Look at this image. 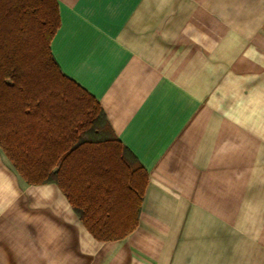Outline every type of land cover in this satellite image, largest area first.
<instances>
[{
  "label": "crops",
  "instance_id": "0c3cea01",
  "mask_svg": "<svg viewBox=\"0 0 264 264\" xmlns=\"http://www.w3.org/2000/svg\"><path fill=\"white\" fill-rule=\"evenodd\" d=\"M55 5L52 57L147 182L136 227L99 241L0 149V264H206L239 226L264 242V0Z\"/></svg>",
  "mask_w": 264,
  "mask_h": 264
},
{
  "label": "trees",
  "instance_id": "16d2710c",
  "mask_svg": "<svg viewBox=\"0 0 264 264\" xmlns=\"http://www.w3.org/2000/svg\"><path fill=\"white\" fill-rule=\"evenodd\" d=\"M57 26L55 0H0V148L26 182L56 184L96 240L120 239L137 225L147 175L61 73L49 49Z\"/></svg>",
  "mask_w": 264,
  "mask_h": 264
},
{
  "label": "rangeland",
  "instance_id": "374dc122",
  "mask_svg": "<svg viewBox=\"0 0 264 264\" xmlns=\"http://www.w3.org/2000/svg\"><path fill=\"white\" fill-rule=\"evenodd\" d=\"M45 19H46V16H45ZM31 26H32V23H31V25H29V23H28V25L26 26V29L28 31L30 28H31V30H33L34 27H31ZM38 48H40V47H38ZM40 49L42 50V48H40ZM40 49H37L38 55L40 54ZM39 58L41 59L43 57L40 56ZM44 61L45 60H40L43 70L46 69ZM22 62L27 63V60L23 59ZM45 73H47L50 78L55 79V73H54V71H51V69L45 71ZM239 229H240L239 240L238 241L224 240V241L220 242L221 246L219 249H221V250H218L219 255L206 257V264H253V260H254V259H252L253 255H250V254H253L252 251L253 250L256 251V249L258 250V252L260 254L259 255L260 264H263V258H264L263 244H264V242L262 241V239L258 242H252V241L248 242L247 241L248 238H247L246 226H241V227L239 226ZM259 229H260L259 231L256 230V234H259L261 232V227ZM250 236L252 238V235H250ZM256 236H258V235H256ZM216 243H218V242H216ZM254 245H255L256 249H253V250L249 249L250 247L253 248ZM255 260H256V258H255Z\"/></svg>",
  "mask_w": 264,
  "mask_h": 264
}]
</instances>
